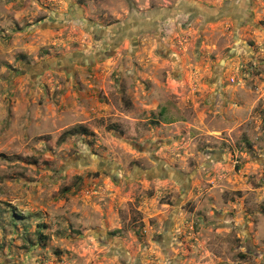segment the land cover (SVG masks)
<instances>
[{"label": "rangeland", "instance_id": "obj_1", "mask_svg": "<svg viewBox=\"0 0 264 264\" xmlns=\"http://www.w3.org/2000/svg\"><path fill=\"white\" fill-rule=\"evenodd\" d=\"M0 264H264V0H0Z\"/></svg>", "mask_w": 264, "mask_h": 264}]
</instances>
